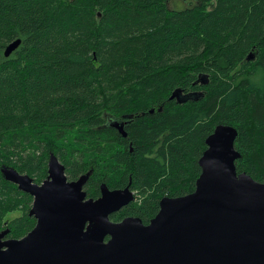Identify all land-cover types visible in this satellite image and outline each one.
<instances>
[{"label": "trees", "instance_id": "trees-1", "mask_svg": "<svg viewBox=\"0 0 264 264\" xmlns=\"http://www.w3.org/2000/svg\"><path fill=\"white\" fill-rule=\"evenodd\" d=\"M168 1L0 0L5 239L36 222L32 198L2 170L40 185L50 155L68 181L88 174L87 198H99L101 184L129 187L135 203L121 215L145 222L162 198L194 191L218 125L237 131V173L264 183V0H196L182 10ZM175 91L185 101L171 100ZM110 120L125 122V138Z\"/></svg>", "mask_w": 264, "mask_h": 264}, {"label": "water", "instance_id": "water-1", "mask_svg": "<svg viewBox=\"0 0 264 264\" xmlns=\"http://www.w3.org/2000/svg\"><path fill=\"white\" fill-rule=\"evenodd\" d=\"M20 43L6 45L4 57ZM180 95L175 91L170 99L185 101ZM124 123L107 125L125 138ZM236 137L231 126L215 127L198 160L194 191L162 198L147 225L136 218L111 223L108 216L134 200L130 188L101 184L99 198H87L88 174L68 181L54 155L40 185L4 168V179L33 198L29 215L36 224L21 239L0 232V264H264V183L237 173Z\"/></svg>", "mask_w": 264, "mask_h": 264}, {"label": "flooded vegetation", "instance_id": "flooded-vegetation-1", "mask_svg": "<svg viewBox=\"0 0 264 264\" xmlns=\"http://www.w3.org/2000/svg\"><path fill=\"white\" fill-rule=\"evenodd\" d=\"M133 194H134V199H135L136 194H135L134 192H133ZM30 197H31V196H30ZM86 197H87V196H86ZM31 198H32V197H31ZM32 202H33V198H32ZM131 203H135V201L133 200L132 202H130V203H128L127 205H125L124 207H122L120 210H118V211H116V212L110 214V215L108 216L109 221H110L111 223L117 224V223H120V222H122L124 219H127V218H136V219L140 220L141 223H142L143 225H147V224L149 223V221H148V222H145V221L142 220L140 217H137V216H123V215H121V212L123 211V209H124L125 207H127L128 205H130ZM31 208H32V206H31ZM30 216H31V215H30ZM31 217H33V216H31ZM33 218H34V217H33ZM34 219H35V218H34ZM35 222H36V219H35ZM109 239H110V236H106V237L104 238V242H107Z\"/></svg>", "mask_w": 264, "mask_h": 264}, {"label": "rangeland", "instance_id": "rangeland-1", "mask_svg": "<svg viewBox=\"0 0 264 264\" xmlns=\"http://www.w3.org/2000/svg\"><path fill=\"white\" fill-rule=\"evenodd\" d=\"M198 2L196 0H170L167 2V6L172 10H182L184 8H189L196 6ZM18 214H12L10 217H15Z\"/></svg>", "mask_w": 264, "mask_h": 264}]
</instances>
